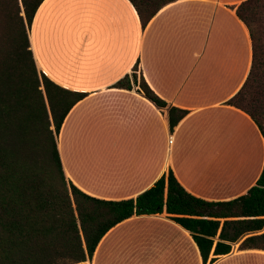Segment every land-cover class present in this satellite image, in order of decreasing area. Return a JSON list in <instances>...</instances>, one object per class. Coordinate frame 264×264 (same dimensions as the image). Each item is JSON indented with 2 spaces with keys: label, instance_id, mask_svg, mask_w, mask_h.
<instances>
[{
  "label": "crops",
  "instance_id": "obj_1",
  "mask_svg": "<svg viewBox=\"0 0 264 264\" xmlns=\"http://www.w3.org/2000/svg\"><path fill=\"white\" fill-rule=\"evenodd\" d=\"M243 1L176 0L144 26L129 0L43 1L28 34L37 70L85 95L56 140L67 182L108 201L135 198L168 168L189 194L210 202L256 185L264 138L248 114L228 104L251 66L249 32L236 15ZM136 65L165 108L137 92ZM125 76L131 90L115 86ZM171 108L186 112L172 130ZM242 228L214 239L231 251L212 264H264V226ZM91 263L203 264L189 232L164 215L119 223Z\"/></svg>",
  "mask_w": 264,
  "mask_h": 264
},
{
  "label": "trees",
  "instance_id": "obj_2",
  "mask_svg": "<svg viewBox=\"0 0 264 264\" xmlns=\"http://www.w3.org/2000/svg\"><path fill=\"white\" fill-rule=\"evenodd\" d=\"M43 1L0 0V29L7 31L11 50L3 54L0 49V264H77L91 260L103 236L134 216L164 215L180 225L195 242L203 264H212L231 251L229 245L214 241L223 240L226 229L241 225L242 232L261 230L264 166L256 185L246 195L228 202L205 201L189 194L170 168L150 188L126 200L98 199L67 182L55 137L69 110L85 95L61 88L37 70L28 32ZM129 1L144 26L176 0ZM236 15L249 32L252 56L248 76L228 104L248 114L264 138V0L241 2ZM131 77L137 92L158 109L166 107L145 82L139 65L134 66ZM115 86L132 89L128 76ZM174 111L178 112L175 118ZM185 114L169 110L171 130ZM33 117L44 124L39 127L42 143L28 148L22 144L34 129L29 126ZM52 174L55 181L50 180Z\"/></svg>",
  "mask_w": 264,
  "mask_h": 264
},
{
  "label": "rangeland",
  "instance_id": "obj_3",
  "mask_svg": "<svg viewBox=\"0 0 264 264\" xmlns=\"http://www.w3.org/2000/svg\"><path fill=\"white\" fill-rule=\"evenodd\" d=\"M6 32H7L6 30L0 29V39L4 41V44H2V42L0 44V49L3 52V54H8L11 51L10 50V45L8 43V40H7V33ZM28 34H29V32H28ZM40 89L43 91L42 87ZM45 102H46V106H47L48 113H49V116H50L49 107L47 105L46 99H45ZM50 123H51V126H50L51 128L50 129L53 130L51 117H50ZM43 125L44 124L39 123L38 121H36V118L33 117L32 121H31V124L29 126L30 127H34V129L31 130L30 133L25 137V143L22 144V146L30 148L33 145V143L41 145L42 138L40 136L41 133H40L39 127H43ZM55 140H57V136L55 137ZM51 179H53L55 181L56 178H55L54 174H52V176L50 177V180ZM68 193H69V198H70L71 202L73 203V197L71 196L70 191H68ZM72 207H73V209H75V205L74 204H72ZM80 238L83 240L82 233H80ZM62 264H71V263L62 262ZM77 264H92V263H91V260H86L85 262L77 263Z\"/></svg>",
  "mask_w": 264,
  "mask_h": 264
}]
</instances>
